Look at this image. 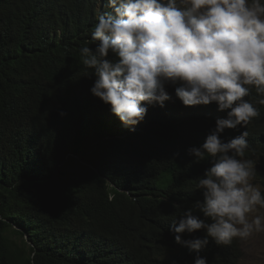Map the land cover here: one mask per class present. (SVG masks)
<instances>
[{
    "label": "trees",
    "instance_id": "1",
    "mask_svg": "<svg viewBox=\"0 0 264 264\" xmlns=\"http://www.w3.org/2000/svg\"><path fill=\"white\" fill-rule=\"evenodd\" d=\"M105 2L0 0V264H33V254L35 264H194L171 222L197 211L195 185L209 161L193 163L187 149L227 110L184 106L168 86L164 107L148 105L142 122L124 127L91 94L95 77L79 56L95 47ZM256 106L246 129L221 135L247 130L245 158L264 168V105ZM200 255L237 264L242 247L210 240Z\"/></svg>",
    "mask_w": 264,
    "mask_h": 264
},
{
    "label": "clouds",
    "instance_id": "2",
    "mask_svg": "<svg viewBox=\"0 0 264 264\" xmlns=\"http://www.w3.org/2000/svg\"><path fill=\"white\" fill-rule=\"evenodd\" d=\"M103 9L90 33L95 47H80L79 56L95 77L91 94L124 127L142 122L148 105L164 107L168 86L184 106L215 102L227 110L202 144L187 149L193 163L209 166L195 185L203 197L197 211L171 222L175 242L196 253L194 264H207L200 252L210 240L229 246L264 233V192L252 183L254 161L245 158L249 133L221 135L246 129L260 116L256 105H264V0H106ZM253 90L255 102L246 99ZM197 230L205 235L182 239Z\"/></svg>",
    "mask_w": 264,
    "mask_h": 264
},
{
    "label": "rangeland",
    "instance_id": "3",
    "mask_svg": "<svg viewBox=\"0 0 264 264\" xmlns=\"http://www.w3.org/2000/svg\"><path fill=\"white\" fill-rule=\"evenodd\" d=\"M252 183L259 186L264 192V168L256 167V175ZM12 235L14 238H18L17 240L20 239L14 232ZM240 245L242 257L237 264H264V233L257 234L246 241H240Z\"/></svg>",
    "mask_w": 264,
    "mask_h": 264
}]
</instances>
